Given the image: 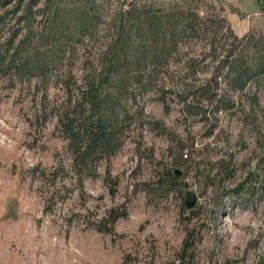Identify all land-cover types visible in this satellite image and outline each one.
<instances>
[{
    "label": "rangeland",
    "instance_id": "rangeland-1",
    "mask_svg": "<svg viewBox=\"0 0 264 264\" xmlns=\"http://www.w3.org/2000/svg\"><path fill=\"white\" fill-rule=\"evenodd\" d=\"M104 1L110 26L120 3L130 0ZM74 2L41 0L31 44L22 41V29L14 48L39 53V70L0 68V264H183L187 237L186 261L194 264H264V79L238 90L219 78L213 104L202 100L185 111L174 93L166 102L156 90L124 94L108 109L121 132L119 148L80 175L59 115L83 96L98 50L51 62L63 30L72 27L69 14L53 20L54 4ZM200 9L216 21L237 10L219 3ZM249 19L250 31L264 34V13ZM220 25L214 28L227 32ZM211 41L194 40L184 50L208 53L203 64L212 70L218 62L208 52ZM223 43L220 54L229 47ZM224 93L232 107L220 104ZM167 169L180 174L162 196L158 175ZM186 190L200 197L194 210L187 209ZM114 209L124 213L115 233L100 230Z\"/></svg>",
    "mask_w": 264,
    "mask_h": 264
},
{
    "label": "trees",
    "instance_id": "trees-1",
    "mask_svg": "<svg viewBox=\"0 0 264 264\" xmlns=\"http://www.w3.org/2000/svg\"><path fill=\"white\" fill-rule=\"evenodd\" d=\"M40 1L0 0V68L5 71L39 70L33 61L35 57L42 58L39 53L33 56L32 49L23 51L14 46L22 36V29L26 30L23 42L31 44L36 38L34 7ZM260 1L264 10V0ZM202 4L213 6V9L215 5L209 0H130L120 3L110 26L105 19L111 9L104 0H75L65 7L54 4L53 20L59 23L69 14L72 27L63 30L51 62L62 63L78 55L81 49L98 50L97 63L85 75L87 89L83 96L74 104H68L59 115L60 131L68 140L72 164L78 174H88L99 160L114 155L119 148L121 132L108 116V109L124 94L135 97L140 90H156L166 102V96L174 93L183 100L185 111L201 105L202 100L213 104L218 95L215 86L219 78L224 77L238 90H245L251 82L264 79V34L250 31L240 37L227 17L216 21L203 16ZM218 23L221 29L226 27L227 32L217 31L214 27ZM103 38L107 40L104 43L101 42ZM210 38L212 41L207 49L218 62L212 70L203 64L208 53L198 57L184 50L194 40L204 43ZM219 42L229 45L226 53L218 52ZM172 62L179 66L171 69ZM208 70L211 75L203 77L201 73ZM161 79L163 84L159 85ZM68 80L66 86L71 84ZM134 83L135 88L131 89ZM227 96L228 93L220 95V104L232 107L231 96ZM178 178L172 169L159 174V195H167ZM121 215L124 213L114 209L97 227L114 234L115 222ZM189 239L186 238L180 255L183 264H194L192 258L186 261Z\"/></svg>",
    "mask_w": 264,
    "mask_h": 264
},
{
    "label": "crops",
    "instance_id": "crops-1",
    "mask_svg": "<svg viewBox=\"0 0 264 264\" xmlns=\"http://www.w3.org/2000/svg\"><path fill=\"white\" fill-rule=\"evenodd\" d=\"M214 3L233 5L237 8L234 12L228 13V20L231 23L232 28L235 33L242 37L246 35L254 25L252 24L253 20L249 18L251 15L260 12L264 13V10L261 6L260 0H209ZM215 3V4H216Z\"/></svg>",
    "mask_w": 264,
    "mask_h": 264
},
{
    "label": "water",
    "instance_id": "water-1",
    "mask_svg": "<svg viewBox=\"0 0 264 264\" xmlns=\"http://www.w3.org/2000/svg\"><path fill=\"white\" fill-rule=\"evenodd\" d=\"M176 173L180 174V171L176 170ZM185 197H186L187 209L194 210L196 206L199 204V200H200L199 195L193 190H186Z\"/></svg>",
    "mask_w": 264,
    "mask_h": 264
}]
</instances>
